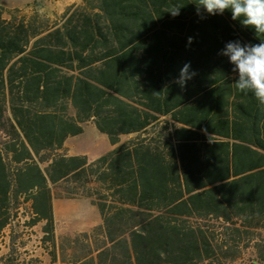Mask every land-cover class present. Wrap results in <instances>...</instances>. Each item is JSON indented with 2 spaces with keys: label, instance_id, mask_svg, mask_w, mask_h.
<instances>
[{
  "label": "trees",
  "instance_id": "obj_1",
  "mask_svg": "<svg viewBox=\"0 0 264 264\" xmlns=\"http://www.w3.org/2000/svg\"><path fill=\"white\" fill-rule=\"evenodd\" d=\"M193 2L80 0L53 19L0 5V264H23L21 214L42 223L52 264H224L248 247L264 264V105L219 54L264 35ZM185 63L196 75L182 89ZM86 120L112 148L57 153ZM60 182L72 187L55 194ZM73 197L100 223L57 236L53 199Z\"/></svg>",
  "mask_w": 264,
  "mask_h": 264
},
{
  "label": "rangeland",
  "instance_id": "obj_2",
  "mask_svg": "<svg viewBox=\"0 0 264 264\" xmlns=\"http://www.w3.org/2000/svg\"><path fill=\"white\" fill-rule=\"evenodd\" d=\"M28 1L29 0H0V5L7 8L19 7L25 5ZM51 4L50 0H32L30 3L19 8L27 14L32 8L40 11L42 7H45L50 11L49 7L52 6ZM53 13V15L48 17L53 19L60 15L58 12ZM5 16L7 15L5 14ZM5 116H10L8 110L6 111ZM80 126L82 128L81 134L69 137L65 142V146L58 150L57 153L68 154L74 152H86L88 153V160H93L112 148V146L109 145L106 136L95 129L92 120H86L82 122ZM131 137H133V134L121 135L119 140L120 142H124ZM5 138L4 131L0 129V144ZM93 156L95 158L92 159ZM69 187L72 186L65 182H60L56 186H53L52 190L55 194L63 193L64 190ZM52 206L54 233L57 236L87 230L89 227L100 223L97 210L91 205L88 198H54ZM22 211L23 209L21 212ZM26 218L27 215L23 216L21 214L19 219L11 224L18 245L17 252L19 253V258L23 261V264H35L30 260L33 257H38L40 261L39 264H52L49 262L46 254L42 252V249L38 247L39 238L42 235L40 230L42 223H38L32 228H24L22 222ZM9 231L10 227H7L0 233V255H3L8 251L7 244ZM260 233L264 235V230ZM253 259V249L248 247L246 249H240V252H237L236 250V256L233 259L228 258L224 264H251Z\"/></svg>",
  "mask_w": 264,
  "mask_h": 264
},
{
  "label": "clouds",
  "instance_id": "obj_3",
  "mask_svg": "<svg viewBox=\"0 0 264 264\" xmlns=\"http://www.w3.org/2000/svg\"><path fill=\"white\" fill-rule=\"evenodd\" d=\"M197 15L201 9L208 15H223L230 11L233 21H239L244 28L252 29L255 34L264 35V0H195ZM177 7L169 13L176 17L180 14ZM203 18V16H201ZM256 44L229 41L219 53L228 58L234 73L235 86L243 94H252L264 105V40ZM192 37L188 38L191 44ZM191 64L185 63L175 80L182 89L194 78Z\"/></svg>",
  "mask_w": 264,
  "mask_h": 264
},
{
  "label": "crops",
  "instance_id": "obj_4",
  "mask_svg": "<svg viewBox=\"0 0 264 264\" xmlns=\"http://www.w3.org/2000/svg\"><path fill=\"white\" fill-rule=\"evenodd\" d=\"M32 0H29L28 2H26L25 3V5L26 4H28V3H30ZM50 2L52 3L51 5L52 6H50L49 7V10L50 11H48L45 7H42L41 9H40V11H42V12H44L47 16H51V15H53L54 13L53 12H58V14H61L62 13V11L67 7V6H69V5H71V4H77V3H79L80 2V0H50ZM25 5H23V6H25ZM23 6H19V7H23ZM60 6V7H59ZM49 12V13H48ZM81 134V133H80ZM77 135H79V134H77ZM77 135H75V136H77ZM72 137H74V136H72ZM69 138V137H68ZM67 138V139H68ZM67 139L64 141V143H63V146H65V142L67 141ZM62 146V147H63ZM73 154H84V155H88V153H86V152H74V153H68V154H66V155H73ZM93 158H95L94 156L92 157V159Z\"/></svg>",
  "mask_w": 264,
  "mask_h": 264
}]
</instances>
